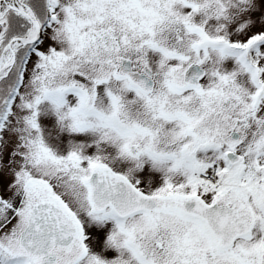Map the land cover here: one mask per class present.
<instances>
[{"label": "snow or ice", "instance_id": "1", "mask_svg": "<svg viewBox=\"0 0 264 264\" xmlns=\"http://www.w3.org/2000/svg\"><path fill=\"white\" fill-rule=\"evenodd\" d=\"M0 264H264V0H0Z\"/></svg>", "mask_w": 264, "mask_h": 264}]
</instances>
